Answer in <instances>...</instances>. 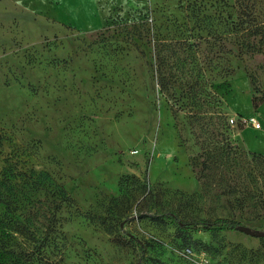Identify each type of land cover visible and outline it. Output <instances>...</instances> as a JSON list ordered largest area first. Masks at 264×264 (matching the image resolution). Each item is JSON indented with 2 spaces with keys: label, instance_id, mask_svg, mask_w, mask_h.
Instances as JSON below:
<instances>
[{
  "label": "rangeland",
  "instance_id": "obj_1",
  "mask_svg": "<svg viewBox=\"0 0 264 264\" xmlns=\"http://www.w3.org/2000/svg\"><path fill=\"white\" fill-rule=\"evenodd\" d=\"M81 4L0 0V264H264V0Z\"/></svg>",
  "mask_w": 264,
  "mask_h": 264
},
{
  "label": "built area",
  "instance_id": "obj_2",
  "mask_svg": "<svg viewBox=\"0 0 264 264\" xmlns=\"http://www.w3.org/2000/svg\"><path fill=\"white\" fill-rule=\"evenodd\" d=\"M230 124L234 125H246L250 126L254 130H258L261 128V124L255 116H248V117H236L229 119ZM181 256L186 258L187 261L191 262L192 264H208L209 260L205 253H194L192 248L185 247L181 251Z\"/></svg>",
  "mask_w": 264,
  "mask_h": 264
},
{
  "label": "crops",
  "instance_id": "obj_3",
  "mask_svg": "<svg viewBox=\"0 0 264 264\" xmlns=\"http://www.w3.org/2000/svg\"><path fill=\"white\" fill-rule=\"evenodd\" d=\"M64 1V11H67L68 9H70L72 6L76 5L77 2H79L81 5L80 7H82L83 10V14L86 15L87 14V10L90 11L91 10V19L93 24L96 25H101L102 21H103V15L104 12L101 8H99V1H102V4H106V2H110L111 0H61V2ZM27 8H32L30 6V3H25ZM56 4V3H55ZM54 6V5H53ZM78 7V5H77ZM62 25H67V26H75L73 25V23H68L64 21V24Z\"/></svg>",
  "mask_w": 264,
  "mask_h": 264
},
{
  "label": "trees",
  "instance_id": "obj_4",
  "mask_svg": "<svg viewBox=\"0 0 264 264\" xmlns=\"http://www.w3.org/2000/svg\"><path fill=\"white\" fill-rule=\"evenodd\" d=\"M255 33L260 35V42L264 43V29H258L255 30ZM150 218L152 220H161L162 216H150ZM196 224L201 225L203 228L205 229H211L213 227H218V226H226L228 229H232V230H236L238 226H240L241 224L234 220V219H229V218H215V219H202V220H198L197 222H193ZM189 224L188 223H178L179 228H185L187 227ZM36 249L39 251L40 250V246H36Z\"/></svg>",
  "mask_w": 264,
  "mask_h": 264
},
{
  "label": "water",
  "instance_id": "obj_5",
  "mask_svg": "<svg viewBox=\"0 0 264 264\" xmlns=\"http://www.w3.org/2000/svg\"><path fill=\"white\" fill-rule=\"evenodd\" d=\"M237 230L241 231V232H243L245 234L255 236V237H259V238L260 237H264V232H254L250 228H248L246 226H243V225L238 226Z\"/></svg>",
  "mask_w": 264,
  "mask_h": 264
}]
</instances>
